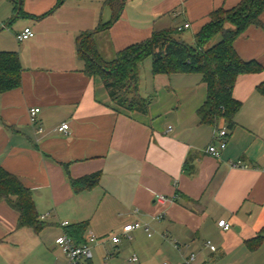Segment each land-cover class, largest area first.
<instances>
[{"label": "crops", "instance_id": "crops-1", "mask_svg": "<svg viewBox=\"0 0 264 264\" xmlns=\"http://www.w3.org/2000/svg\"><path fill=\"white\" fill-rule=\"evenodd\" d=\"M18 1L0 0V51L17 53L23 69L22 86L0 93V166L32 191L39 217H51L40 232L18 230L17 212L0 202V248L16 252L36 239L54 249L56 264H65L56 239L84 222L83 240L90 233L98 238L92 264H132L134 256L137 264H264V95L258 90L264 71L238 78L233 96L242 108L216 159L204 152L216 142L215 129L197 115L208 94L201 74L154 75L147 58L139 93L153 102L147 114L129 112L112 103L100 77L84 73L77 49L82 33H94L110 62L186 23L191 29L179 39L194 46L213 12L243 0H126L120 20L104 30L98 29L112 11L103 0H63L50 15L59 0H23L19 13ZM25 28L35 37L19 42ZM234 47L241 59L264 67L262 28L249 27ZM35 108L40 113L32 124ZM64 123L66 133L58 131ZM237 162L242 167L232 166ZM95 173H101L98 185L75 193L71 180ZM159 195L167 200L159 202ZM223 220L231 230L219 227ZM135 222L149 225L152 236L143 229L123 235ZM260 236L251 248L248 242Z\"/></svg>", "mask_w": 264, "mask_h": 264}, {"label": "trees", "instance_id": "trees-1", "mask_svg": "<svg viewBox=\"0 0 264 264\" xmlns=\"http://www.w3.org/2000/svg\"><path fill=\"white\" fill-rule=\"evenodd\" d=\"M112 11V18L98 30L111 28L123 15L126 0H103ZM59 0L55 12L63 5ZM264 13V0H243L231 10L219 9L212 13L211 22L196 36L195 45L189 46L179 39L178 30L155 33L149 40L134 44L120 51L114 60L107 62L100 55L93 40L94 33H82L77 39L78 56L85 63L84 73L88 77H100L109 97L119 108L129 112L147 114L153 98H144L139 93L140 67L147 58H152L154 75L172 73L201 74L208 94L204 105L197 111L202 125L215 130L224 122L228 130L236 127L235 118L242 103L233 96L238 78L245 74L264 71L256 61H244L238 55L235 41L251 26L264 30L261 16ZM226 24L230 28H226ZM221 40L214 43L216 37ZM108 66L106 68L105 66ZM22 65L15 52L0 51V93L10 92L22 86ZM264 95V82L258 87ZM101 179L95 173L80 179L71 180L75 193L91 190ZM0 202H6L18 214L17 229L30 228L40 232L45 224L40 217L33 193L18 177L0 166ZM87 223L77 224L68 229L67 235L78 244L85 241L82 235ZM263 237L249 241L251 248L258 247Z\"/></svg>", "mask_w": 264, "mask_h": 264}, {"label": "built area", "instance_id": "built-area-1", "mask_svg": "<svg viewBox=\"0 0 264 264\" xmlns=\"http://www.w3.org/2000/svg\"><path fill=\"white\" fill-rule=\"evenodd\" d=\"M4 26V25H3ZM188 29H191V24L186 23L184 26L178 28L179 32L186 31ZM35 37V33L31 28H25L24 31L21 34H18L16 36V39L19 42H24L31 40ZM40 113V109L35 108L31 109L29 112L30 115V121L31 123H35L37 121L38 114ZM70 129V125L68 123H64L58 131L60 132H67ZM40 132H42L40 130ZM229 137V130L226 127L219 128L218 130H215L214 139L217 142L212 143L204 152L205 154L212 156L216 159H220L222 152L227 147V139ZM233 167H242L241 162L233 163ZM246 167V166H243ZM156 199L159 202H164L167 199L164 196H157ZM51 217L50 214H45L40 216V221H46ZM158 221H161L163 219V216H158L156 218ZM62 227H68L70 226L69 222H64L61 224ZM219 227L223 228L225 231H229L232 229V225L227 223V221L223 220L219 222ZM143 229L145 230L149 236H152L151 229L149 225L142 224L140 222H135L133 224H130L126 226L123 229V235H125L128 238L130 237V234L135 231ZM98 238L90 233L87 241L83 244H78L72 237H70L67 234H64L56 239V245L59 247L63 255L65 256L66 263L65 264H92L93 261V250L91 244L94 242H97ZM111 240L115 244H119L121 242V236L115 235L111 237ZM207 246L211 248V250L215 251L216 247L212 245L211 242H207ZM130 262L132 264H137L139 262L138 257L134 256L130 259Z\"/></svg>", "mask_w": 264, "mask_h": 264}, {"label": "rangeland", "instance_id": "rangeland-1", "mask_svg": "<svg viewBox=\"0 0 264 264\" xmlns=\"http://www.w3.org/2000/svg\"><path fill=\"white\" fill-rule=\"evenodd\" d=\"M230 26L226 24V27ZM187 36V34H185ZM221 40V36L216 37L214 43ZM190 44V40H187ZM108 68V66H105ZM29 246H21L16 248V252L10 250L11 246L7 245L0 248V264H56V252L53 248L47 250L46 247L41 246L40 242L35 239ZM57 246V245H56ZM58 247V246H57ZM2 249H6L2 251ZM10 250V251H9Z\"/></svg>", "mask_w": 264, "mask_h": 264}, {"label": "water", "instance_id": "water-1", "mask_svg": "<svg viewBox=\"0 0 264 264\" xmlns=\"http://www.w3.org/2000/svg\"><path fill=\"white\" fill-rule=\"evenodd\" d=\"M22 3H23V0H19L18 1V4H19V10H18V13L20 12L21 8H22ZM226 28H230V26L226 27Z\"/></svg>", "mask_w": 264, "mask_h": 264}]
</instances>
